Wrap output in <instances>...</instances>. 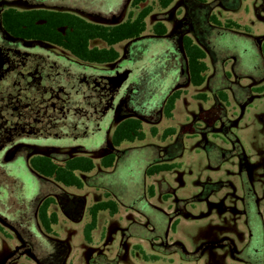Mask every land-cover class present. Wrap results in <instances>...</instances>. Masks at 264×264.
<instances>
[{
  "label": "rangeland",
  "instance_id": "1",
  "mask_svg": "<svg viewBox=\"0 0 264 264\" xmlns=\"http://www.w3.org/2000/svg\"><path fill=\"white\" fill-rule=\"evenodd\" d=\"M177 2L163 9L159 0L149 1L154 12L147 17V30L131 42L124 58L131 61L126 65L132 69L121 92L126 101L124 111H137L143 117L146 138L124 142L118 147V160L106 168L101 163V144L111 138L120 119L112 126L109 118L96 125L72 115L53 127L56 132H70L64 139L51 134L56 145H83L89 151L81 154L96 163L86 187L73 191L83 193L89 205L104 197L96 185L103 189V183L112 186L119 211L100 212L97 228L88 239V212L85 210L79 220H70L59 210L60 219L52 225L55 233H47L38 218L30 220L34 206L29 202L36 198V186L49 190L54 186L52 180L28 186L25 177L31 170L0 175V212L10 216V224L0 221L8 233L0 230V264H264V96L258 95L247 110L240 103L229 106L212 89L225 80L232 86L234 75L240 80L233 85L236 90L253 76L259 77L254 86L264 84V0H208L207 5L192 9H178ZM210 14L223 24L232 19L243 27H219L211 17L208 21ZM184 16L193 17L198 37L204 38L209 49L208 80L199 86L184 84L186 93L177 100L174 116H162L156 123L163 100L185 79L180 69L187 64L184 53L176 48L182 43L178 34L173 31L172 40L157 36L152 26L162 19L170 32ZM190 30L188 35L196 31ZM127 43L116 48L123 53ZM93 44L105 46L100 39L92 40ZM71 57L91 73L106 67ZM225 70L234 71V75L227 76ZM208 122L212 127L206 129ZM187 124L189 130L182 133ZM223 127L229 132L223 133ZM172 128L175 133L163 137ZM84 129L88 131L82 136ZM233 137L243 144L236 149L238 155L243 158L245 152L249 160L248 184L243 182L246 170H238ZM60 152L64 148L54 150L53 155ZM79 153L72 151L71 155ZM166 162L178 166L148 175L151 166ZM18 163L21 160L12 164ZM23 241L34 247L24 251Z\"/></svg>",
  "mask_w": 264,
  "mask_h": 264
},
{
  "label": "flooded vegetation",
  "instance_id": "2",
  "mask_svg": "<svg viewBox=\"0 0 264 264\" xmlns=\"http://www.w3.org/2000/svg\"><path fill=\"white\" fill-rule=\"evenodd\" d=\"M149 1L150 0H146L145 4H149ZM206 1L207 3L204 4L197 3L196 0H178L177 4H179L178 9H183L185 6H188V9H192L198 4L207 5L209 2L208 0ZM171 4L167 8H161L168 9ZM140 6L141 4H139L137 0H0V12L5 13L14 9L25 15H35L34 20L21 24L23 29L39 28L46 24L51 16H57L59 13L77 15L84 18L86 22L115 25L127 20L131 15H138ZM178 13L181 14L182 10ZM125 15L126 18H124ZM212 15L213 14L208 15V21ZM183 18L184 19L181 18L176 22L172 31L169 32L168 29L166 34L156 35L165 36L167 39L172 40V32L174 31L178 34L177 39H181L183 32L189 34L188 30L195 28L196 31L191 33V36L198 44L205 48L208 56L209 49L205 47L204 38L202 36L198 37L199 28L193 17L184 16ZM157 21L163 20L158 19ZM214 24L219 27H229L227 24H223L220 21L214 22ZM68 27L69 25L62 26L63 29ZM35 35V33H31L28 36L24 34L21 37L14 35L9 32L8 25L0 19V170H4V173L0 172V175L2 178L18 170H31V175L25 177L28 186L34 183L37 184L39 180H52L54 186L49 190H44L43 187L42 190H38L41 188L36 186V198L31 200L32 203L29 202L31 206H34V211L32 209L31 217H29L30 220L33 219L32 217H36L41 222V213L44 207L48 208L49 215L56 212L58 221L60 219L59 210L70 220L81 219L86 210L91 219L90 208L92 205L106 199L112 198L116 200L111 194L112 186L108 188L103 183L102 185L105 186L103 189L96 185L95 187L97 190L102 189L104 197L87 205L84 194L73 191V188L84 189L86 187L85 181L89 179V174L94 170L77 172L84 182L83 186L79 187L66 185L57 181L54 177L43 175L35 169L32 162L34 159L41 158L45 155L53 157L59 164H63L67 159L76 156H88L81 154L82 152L89 151L83 145L70 143L68 146H61L53 143L56 139H54L51 134H54L55 137L57 136L64 139L65 135L70 133L69 131L56 132V130L53 129L56 122L66 119L69 116L73 115L78 121L80 120L85 123L94 122L96 125H101L105 118H109L111 121H108V123H110L111 126L112 122L117 118L120 119L118 123L124 117L128 116H137L143 119L137 111H124L126 101H123L124 97L121 95L124 81L129 77L132 71L130 66L126 65L127 63L130 64L131 61L125 62L124 58L128 57V52L131 48H129V45H131V42L139 39L143 34L140 37L125 40L128 42V46L123 53L120 49L116 48V46L123 41L115 44L114 47L120 52V55L116 59L107 62L83 60L66 49L63 45L56 43V41L33 37ZM92 40L90 41L92 47L104 48L107 45L106 43L105 46L92 45ZM176 48L179 53H181V50L185 55L182 43L177 44ZM59 49L64 51H59ZM71 56L83 62L105 64L106 67L103 71L91 73L85 68L80 67ZM187 68L184 66L181 67V74L185 79H182L163 100L162 107L156 113V115L159 113L161 114L157 121H155L156 123L161 120L162 116L166 115L164 108L168 97L177 89H181L186 93L182 86L187 84V82L191 83ZM178 70L177 68V71ZM209 70L210 68L206 72V78L202 84H205L208 80ZM225 73L227 76L234 75V71L232 72L230 70H225ZM234 76H236V78L234 81L232 80V86H228L225 80L223 82L220 81V85H216V87L212 86V89L215 88L219 99L228 102L229 106L240 103L245 106L244 108L247 106V110H249L258 95L260 97L264 96V84H262V86H254L259 77L253 76V78L247 81L248 83H244V86L240 85V89L245 90H236L233 88V85L235 82L240 83V80L238 75ZM248 92L249 94L247 95ZM184 93H182L181 96ZM197 96L203 97V95L200 94H197ZM86 126L89 127L88 125ZM188 126L189 124L184 125L181 129L182 133L183 130L189 128ZM115 127L113 128L111 138L106 139V141L101 144V149L104 150L101 163L103 159L111 154L116 155L114 163L119 158V146L114 145L112 142ZM201 127L203 128L202 131H205V128L212 127V125L211 122H208L205 128L203 125ZM223 128V133L224 131L229 132L225 127ZM89 130H92V128ZM87 131V129H84L81 135L84 136ZM233 140L232 149L233 154L236 153L235 156L238 158V170H246V178L243 182L248 184L249 181H251V173L248 172V170H251L249 168V160L245 152L243 158L241 157L243 154L238 155L237 153L236 149L243 146V144L240 143V139L233 137ZM61 147L64 148V152H60L59 154L55 153V155H53L54 150L61 149ZM72 151H78L80 153L71 155ZM241 153H243V149ZM221 156L224 157L223 152H221ZM20 160L23 164H12ZM26 166L27 169H25ZM14 178L16 179L17 176ZM9 219V215L0 212V221L10 224ZM23 246L24 251L27 249L31 250V248L34 247L33 245L27 247L26 241H23L22 247ZM38 262L43 264L41 263L42 261Z\"/></svg>",
  "mask_w": 264,
  "mask_h": 264
},
{
  "label": "trees",
  "instance_id": "3",
  "mask_svg": "<svg viewBox=\"0 0 264 264\" xmlns=\"http://www.w3.org/2000/svg\"><path fill=\"white\" fill-rule=\"evenodd\" d=\"M139 1L140 11L136 16H130L127 20L115 25H103L99 23L86 22L80 16L70 13H59L57 16H51L50 20L39 28L23 29L21 24L30 22L35 19V15H25L24 13L15 11L14 9L7 12H0V19L9 27V32L17 35L27 36L31 33L36 35L33 37L56 41L63 45L76 56L83 60L91 62H107L119 57L120 52L115 49L114 45L125 40L140 37L148 27L147 17L153 12V4H145L146 0ZM174 0H159L163 8H167ZM197 3L206 4V0H196ZM213 22H218L215 14L211 16ZM69 25L68 28H62ZM227 26L242 28L243 26L235 20H228ZM152 30L157 35H164L168 32V27L163 21H157ZM182 47L187 58V71L189 80L193 85H201L206 78V72L209 65L206 61L207 53L203 46L198 44L191 35L182 33ZM92 39L103 40L107 45L104 48L92 47L90 41ZM183 90H175L167 99L165 104L166 117H173L175 103ZM202 95V94H200ZM171 130H174L170 132ZM170 131L167 129L163 137L167 138L175 133V128ZM189 128L183 130L187 132ZM154 131V128H153ZM170 132V133H169ZM169 133V134H167ZM146 138V132L143 127V119L137 116L124 117L115 127L112 142L116 146L122 143L135 140H143ZM115 154H111L102 160L105 167L113 166ZM32 165L45 176L54 177L57 181L66 185L83 186L84 182L78 175V171L88 172L95 168L96 163L92 157L76 156L67 159L63 164H59L51 156L45 155L41 158L34 159ZM176 162L159 163L151 166L147 173L150 176L159 174L162 171H170L177 167ZM50 201V200H49ZM110 210L111 214L119 211V202L114 199H106L98 201L90 208L91 219L85 226V234L89 239L94 229L97 228L98 215L102 211ZM41 224L47 233H55L52 227L58 223L57 213L48 214V208L44 207L41 213ZM0 230L8 234L3 225L0 224Z\"/></svg>",
  "mask_w": 264,
  "mask_h": 264
},
{
  "label": "water",
  "instance_id": "4",
  "mask_svg": "<svg viewBox=\"0 0 264 264\" xmlns=\"http://www.w3.org/2000/svg\"><path fill=\"white\" fill-rule=\"evenodd\" d=\"M117 21H119V20H117Z\"/></svg>",
  "mask_w": 264,
  "mask_h": 264
}]
</instances>
